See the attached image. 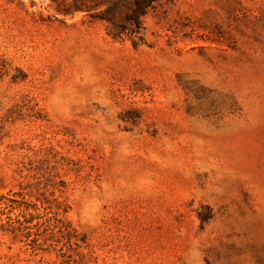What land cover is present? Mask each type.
I'll list each match as a JSON object with an SVG mask.
<instances>
[{
    "label": "rangeland",
    "instance_id": "374dc122",
    "mask_svg": "<svg viewBox=\"0 0 264 264\" xmlns=\"http://www.w3.org/2000/svg\"><path fill=\"white\" fill-rule=\"evenodd\" d=\"M0 0V264H264V0Z\"/></svg>",
    "mask_w": 264,
    "mask_h": 264
},
{
    "label": "trees",
    "instance_id": "16d2710c",
    "mask_svg": "<svg viewBox=\"0 0 264 264\" xmlns=\"http://www.w3.org/2000/svg\"><path fill=\"white\" fill-rule=\"evenodd\" d=\"M162 0H108L103 10V17L111 24L114 37L128 34L134 41L143 30V19L149 11H153Z\"/></svg>",
    "mask_w": 264,
    "mask_h": 264
}]
</instances>
